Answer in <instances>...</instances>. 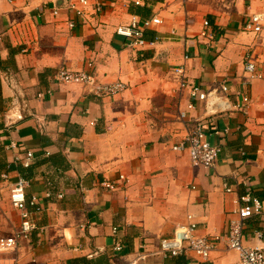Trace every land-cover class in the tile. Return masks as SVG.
<instances>
[{
	"label": "crops",
	"instance_id": "obj_1",
	"mask_svg": "<svg viewBox=\"0 0 264 264\" xmlns=\"http://www.w3.org/2000/svg\"><path fill=\"white\" fill-rule=\"evenodd\" d=\"M88 2L0 0V237L22 228L10 200L20 181L35 225L0 253V264H242L223 236L250 189L263 211L247 220L244 242L264 249V78L249 82L245 71L247 53L264 70V26L244 30L252 14L264 23V0ZM154 16L163 24L145 31L154 43L143 49L117 33L134 17ZM205 20L219 32L213 46L198 37ZM180 65L190 83L220 93L227 83L233 99L247 94L249 104L210 114L194 101L188 109L189 89L174 72ZM63 66L127 89L100 97L59 83ZM198 121L221 147L216 168L193 166L188 152L173 150ZM189 215L199 235L219 241L208 260L160 252L161 239Z\"/></svg>",
	"mask_w": 264,
	"mask_h": 264
},
{
	"label": "built area",
	"instance_id": "obj_2",
	"mask_svg": "<svg viewBox=\"0 0 264 264\" xmlns=\"http://www.w3.org/2000/svg\"><path fill=\"white\" fill-rule=\"evenodd\" d=\"M81 3L87 6L89 2L88 0H81ZM70 8L77 10L75 4H71ZM78 11L82 13L81 10ZM54 13L58 14L59 12L55 11ZM162 24L163 20L159 16H154L149 19L134 17L129 24L120 26L117 29V33L128 39L129 46L135 49H143L147 45L154 43L145 38V31ZM70 26L74 27V23H70ZM263 26V15L259 13L252 14L246 20L244 30L260 33ZM218 34V30L211 28L210 22L205 20L203 29L198 37L205 39L206 45L213 46L218 40ZM184 57L185 59H189L190 54L186 53ZM245 71L249 77V82L264 78V70L258 66L252 54L249 53H247L245 57ZM174 72L180 88L189 89V95L192 101L188 104V109L195 108L194 101H201L205 103L207 113L215 114L218 111L243 110L250 102V97L247 94L241 95V100L237 97L233 99L230 96V87L227 83L221 85L220 91L222 93L219 91H208L200 85L190 83L186 74L185 65L176 67ZM55 78L59 83L81 85L88 92L100 97L114 96L127 89V85L124 82L102 83L98 81L94 74L87 71H73L65 66L57 71ZM240 94L241 92H237L238 96ZM187 116V111L181 112L182 118H186ZM173 150L177 152H188L193 166L204 167L206 169L216 168L221 153V147L212 145L208 140L206 127L201 121L196 122L185 139L173 146ZM32 156L33 153L28 152V160L32 158ZM119 180L128 182L124 175H121ZM117 183L118 182L104 181L102 186L109 190H117ZM245 183L248 184V180H246ZM25 186L26 182L20 181L11 188V203L14 208L22 212L23 223L20 232L16 233L14 236L0 237V253L15 249L19 241L28 239L32 230L35 228L27 209ZM225 188L227 192L234 191V187L229 183H225ZM38 202V199L33 197L31 204L35 206ZM236 203L238 207L233 211L235 218L230 220L229 229L226 235L223 236V239L226 241L229 250L237 251L240 254L242 264H264V249L261 247L247 246L244 242V231L247 220L253 215L260 214L263 211L262 201L248 189L245 193L239 195ZM197 231L198 223L195 221L194 216L189 215L187 223L178 226L171 236L161 239V254L166 257L193 255L201 260L210 259L212 252L218 247L219 241L216 238L199 235ZM116 249L122 250V245L118 243ZM140 258H145V256L142 255ZM132 264H137V262H133Z\"/></svg>",
	"mask_w": 264,
	"mask_h": 264
}]
</instances>
